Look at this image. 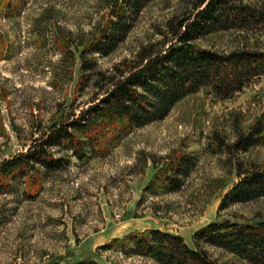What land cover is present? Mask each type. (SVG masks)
Listing matches in <instances>:
<instances>
[{"label":"rangeland","instance_id":"1","mask_svg":"<svg viewBox=\"0 0 264 264\" xmlns=\"http://www.w3.org/2000/svg\"><path fill=\"white\" fill-rule=\"evenodd\" d=\"M112 1L0 0V162L24 153L38 138L34 127H48L58 104L81 105L91 96V77L79 83V61L64 59L52 39L58 30L74 41L96 34ZM177 7V0H150L131 16L113 52L90 56L96 69L108 70L159 39ZM196 44L223 53L262 49L264 35L246 42L237 32L219 31ZM251 129L260 133L246 152L215 150L214 136L231 145ZM54 153L68 158L65 168L45 177L39 169L29 182L11 181L0 191V264H155L114 242L144 230L176 234L194 250L193 234L210 223L264 220V197L219 209L222 193L237 181V161L264 167V76L227 98L202 89L164 119L108 138L81 159ZM174 157L191 164L171 192L157 173ZM200 245L220 264H251Z\"/></svg>","mask_w":264,"mask_h":264},{"label":"trees","instance_id":"2","mask_svg":"<svg viewBox=\"0 0 264 264\" xmlns=\"http://www.w3.org/2000/svg\"><path fill=\"white\" fill-rule=\"evenodd\" d=\"M149 1L113 0L105 25L84 39L74 41L68 32H55L53 45L72 65L79 61L78 82L90 76L93 92L81 105L58 104L48 127H34L38 138L26 151L0 162V191L11 181L29 182L39 169L45 177L65 168L68 158L56 156L54 150L81 159L86 149L94 151L108 138L164 119L182 99L202 89L227 98L264 76V47L223 53L196 44L200 36L219 31L237 32L246 42H255L264 35V0H177L178 7L158 32L159 39L141 45L131 58L110 69L97 70L90 56L113 52L125 38L131 16ZM259 133L260 129L239 133L231 145L214 136L215 150L246 152L256 146ZM190 164L189 159L174 157L159 169L157 175H163L167 191L180 188ZM234 176L237 181L222 193L219 209L264 197V167L237 161ZM192 240L194 250L176 234L144 230L114 242L155 264H220L200 244L251 264H264V220L258 217L240 224L210 223L196 231Z\"/></svg>","mask_w":264,"mask_h":264}]
</instances>
